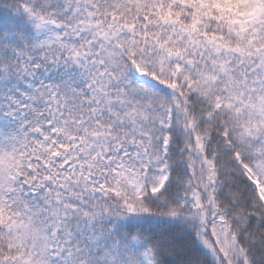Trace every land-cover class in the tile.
Returning <instances> with one entry per match:
<instances>
[{
    "label": "snow or ice",
    "instance_id": "6c2138e0",
    "mask_svg": "<svg viewBox=\"0 0 264 264\" xmlns=\"http://www.w3.org/2000/svg\"><path fill=\"white\" fill-rule=\"evenodd\" d=\"M0 264H264V0H0Z\"/></svg>",
    "mask_w": 264,
    "mask_h": 264
},
{
    "label": "trees",
    "instance_id": "16d2710c",
    "mask_svg": "<svg viewBox=\"0 0 264 264\" xmlns=\"http://www.w3.org/2000/svg\"><path fill=\"white\" fill-rule=\"evenodd\" d=\"M58 76V72H53L50 74V78H56Z\"/></svg>",
    "mask_w": 264,
    "mask_h": 264
}]
</instances>
